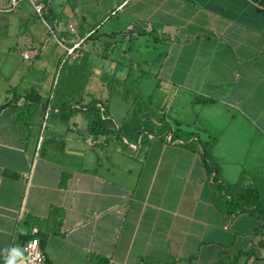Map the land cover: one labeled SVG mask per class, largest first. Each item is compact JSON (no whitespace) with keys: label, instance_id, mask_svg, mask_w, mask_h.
Masks as SVG:
<instances>
[{"label":"crops","instance_id":"0c3cea01","mask_svg":"<svg viewBox=\"0 0 264 264\" xmlns=\"http://www.w3.org/2000/svg\"><path fill=\"white\" fill-rule=\"evenodd\" d=\"M9 1L1 10H13ZM111 10L115 23L80 40L106 58L119 45L118 62L129 47L161 44L128 61L156 63L154 74H138L156 82L135 98L144 106L129 110L124 141L110 92L91 106L43 108L39 93L5 89L0 263L34 235L43 264H264V219L227 211L244 188L264 211V0H121ZM16 17L0 45L29 56ZM204 143L216 174L206 172Z\"/></svg>","mask_w":264,"mask_h":264},{"label":"rangeland","instance_id":"374dc122","mask_svg":"<svg viewBox=\"0 0 264 264\" xmlns=\"http://www.w3.org/2000/svg\"><path fill=\"white\" fill-rule=\"evenodd\" d=\"M49 1L56 14L55 26L52 24L49 26V21L42 20L27 0H21L13 10H1L6 7V3L0 4V34L6 32V21H8V31H11L17 27L16 15L24 16L23 23L26 27L23 32L24 39L18 44L24 47L23 50L30 51V55L26 58L21 54L22 48L6 49L0 45V104L4 103L3 93L8 87L22 93L24 91L29 93L34 91L33 95L35 92L39 93L38 99L43 108H54L65 101L81 107L86 104L87 99L91 106L95 102L92 101L93 97L98 93L110 92L108 102L111 111L117 117H124V121L122 119L118 121L120 126L124 127L121 131L116 128L115 132L121 134L123 141V134L130 138L126 128H132L134 120L129 121V110L137 111L144 106L139 103V99L135 101V98L140 92L145 94L150 92L156 82L154 76L139 77L138 74L142 72L154 74L157 64L148 61L142 64L136 63V66L132 67L134 64L130 65L128 61L129 58H135L139 62L140 58L150 59L160 52L161 44H157L154 48L151 41L149 48L138 46L136 51L133 47H129L125 52L127 57L122 56L120 62L113 59L121 52L119 45L116 46V50H112L114 46L109 48V52H113L110 58L91 53L90 41L85 44L81 42L70 53L66 47H72L92 27H95L99 33L109 24L115 23L116 18L111 8L121 0ZM145 39L152 40L147 36L142 38L144 42ZM79 53L80 55L76 57ZM85 92L88 93L89 98L84 96L81 99L79 95ZM88 116L92 117L93 114ZM52 121L51 114L42 120L47 125ZM94 136L97 137L96 133Z\"/></svg>","mask_w":264,"mask_h":264},{"label":"trees","instance_id":"16d2710c","mask_svg":"<svg viewBox=\"0 0 264 264\" xmlns=\"http://www.w3.org/2000/svg\"><path fill=\"white\" fill-rule=\"evenodd\" d=\"M40 1L43 2V9H42L43 19L47 22L49 21L48 22L49 26L51 24L52 26H55L54 21L56 18V14L53 8L51 7L50 1L49 0H40ZM95 38H96V29L92 30L90 34L84 39V41L92 40ZM5 106L6 104L0 105V110ZM201 147H202L201 156L204 162L206 172L208 173V175H211L215 172L216 167L215 164L210 159L209 145L204 143L201 145ZM213 181L217 191L221 194L224 187L218 181V178L216 176H214ZM227 204H228L227 211H229L230 213L234 214L240 211H249L252 212L258 218L264 219V211L260 207V204L258 203V195L256 191H254L253 189L244 188L236 193L233 194L231 193L229 199H227ZM33 236L34 235H30L28 238L31 239ZM259 245L264 248V241H261ZM251 250L252 249H249L248 252H251Z\"/></svg>","mask_w":264,"mask_h":264},{"label":"built area","instance_id":"2783aa9c","mask_svg":"<svg viewBox=\"0 0 264 264\" xmlns=\"http://www.w3.org/2000/svg\"><path fill=\"white\" fill-rule=\"evenodd\" d=\"M21 0H10L9 1V9H14L18 6ZM32 8L34 9L35 13L43 19L42 17V9H43V2L40 0H27ZM82 40H79L72 47L67 48V50L71 53L76 47L80 45ZM24 57H28L25 53ZM91 140H89L90 143ZM36 229H33V232H36ZM15 250V251H14ZM19 253V255H17ZM44 254L40 247L39 240L37 238L29 239L25 244L21 245L20 247L11 246L10 249L7 251L3 261L0 264H9V261L12 264H43L44 262Z\"/></svg>","mask_w":264,"mask_h":264},{"label":"clouds","instance_id":"9594fccd","mask_svg":"<svg viewBox=\"0 0 264 264\" xmlns=\"http://www.w3.org/2000/svg\"><path fill=\"white\" fill-rule=\"evenodd\" d=\"M15 251V250H14ZM17 255H19V253H17ZM9 264H12V262L11 261H9Z\"/></svg>","mask_w":264,"mask_h":264}]
</instances>
